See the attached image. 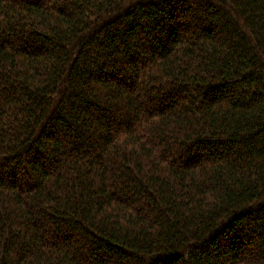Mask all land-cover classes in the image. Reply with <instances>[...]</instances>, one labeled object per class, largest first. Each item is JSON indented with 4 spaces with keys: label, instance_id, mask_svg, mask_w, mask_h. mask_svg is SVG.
<instances>
[{
    "label": "trees",
    "instance_id": "1",
    "mask_svg": "<svg viewBox=\"0 0 264 264\" xmlns=\"http://www.w3.org/2000/svg\"><path fill=\"white\" fill-rule=\"evenodd\" d=\"M0 264H264V0H0Z\"/></svg>",
    "mask_w": 264,
    "mask_h": 264
}]
</instances>
